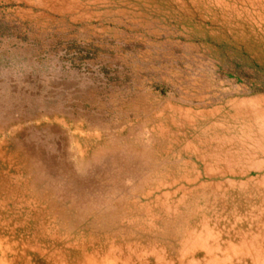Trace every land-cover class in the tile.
Here are the masks:
<instances>
[{"label":"rangeland","instance_id":"rangeland-1","mask_svg":"<svg viewBox=\"0 0 264 264\" xmlns=\"http://www.w3.org/2000/svg\"><path fill=\"white\" fill-rule=\"evenodd\" d=\"M0 264H264V0H0Z\"/></svg>","mask_w":264,"mask_h":264}]
</instances>
